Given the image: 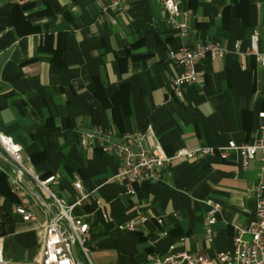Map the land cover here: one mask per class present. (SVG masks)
I'll list each match as a JSON object with an SVG mask.
<instances>
[{
	"label": "crops",
	"instance_id": "obj_1",
	"mask_svg": "<svg viewBox=\"0 0 264 264\" xmlns=\"http://www.w3.org/2000/svg\"><path fill=\"white\" fill-rule=\"evenodd\" d=\"M175 1L186 14V46L224 43L232 51L198 63L199 80L180 98L170 84L181 69L167 55L181 41L156 0H0V133L21 147L36 176L57 178L49 187L56 196L72 201L76 176L92 192L74 210L90 224L87 257L80 253L87 264H151L170 246L213 259L232 252L234 227L254 219L258 159L247 170L235 156L174 159L160 183L135 185L131 194L112 179L119 159L103 147L134 132L148 129L146 142L169 158L180 149L251 144L258 137L264 68L251 56L242 69L233 52L244 51L257 32L264 53V0ZM15 5L17 26L9 17ZM81 134L93 138L81 146ZM0 174L10 193L0 195L1 256L32 262L56 209L1 148ZM208 200L221 205L210 235L203 230ZM18 206L35 221L23 222ZM140 215L148 219L143 231L118 229Z\"/></svg>",
	"mask_w": 264,
	"mask_h": 264
},
{
	"label": "built area",
	"instance_id": "obj_2",
	"mask_svg": "<svg viewBox=\"0 0 264 264\" xmlns=\"http://www.w3.org/2000/svg\"><path fill=\"white\" fill-rule=\"evenodd\" d=\"M166 13L165 22L176 32L181 45L177 49L168 51V59L181 69V73L171 81L172 94L177 98L182 96L185 86L196 83L201 74L197 65L203 60H222L231 53L224 43H206L197 48L186 46L185 39L188 35L186 14L182 13L175 0H156ZM239 60L242 69L248 57H255L256 61L264 68V53L259 49V34L253 32L248 38L244 51L233 52ZM258 137L251 144H237L229 142L227 145L216 148H198L193 151L178 150L174 157H167L160 145H149L146 137L148 129L128 134L121 143L108 142L103 151L116 154L119 159V170L112 178L120 183L126 193H133L135 185H155L162 181L163 169L174 159L191 157L196 154L218 156L220 159H229L235 156L242 170H247L258 159L257 181L252 189L254 199V219L245 226H236L233 230L232 252H219L213 259L198 253H189L175 250L170 246L163 256H154L151 264H264V113H260ZM93 135L81 134L79 142L85 146ZM0 148L16 167L24 174L29 175L37 186L47 195L56 209V213L49 217L43 225V237L40 243L39 256L28 263H10L0 253V264H77V249L87 257V245L90 241V224L83 216H75L74 210L91 200L92 192L87 191L83 181L75 177L71 183L73 200H66L56 196L49 188L57 184L54 176L39 178L32 169L24 164L21 147L13 140L0 133ZM208 211L203 219V230L207 235L212 232L221 205L212 200L206 202ZM23 222L35 221L34 214L24 206L15 208ZM103 218L106 215L103 213ZM162 223L161 219H157ZM148 219L140 215L128 219L118 225V229L127 232L143 231ZM183 240H181L182 244ZM2 238L0 237V244Z\"/></svg>",
	"mask_w": 264,
	"mask_h": 264
},
{
	"label": "trees",
	"instance_id": "obj_3",
	"mask_svg": "<svg viewBox=\"0 0 264 264\" xmlns=\"http://www.w3.org/2000/svg\"><path fill=\"white\" fill-rule=\"evenodd\" d=\"M9 17H10V24L13 23L15 24V26H17L16 23L18 22V19H21V13H20L19 6L17 5L14 6L12 11H10ZM0 195H4L5 197L10 196L6 177L4 174H0Z\"/></svg>",
	"mask_w": 264,
	"mask_h": 264
},
{
	"label": "rangeland",
	"instance_id": "obj_4",
	"mask_svg": "<svg viewBox=\"0 0 264 264\" xmlns=\"http://www.w3.org/2000/svg\"><path fill=\"white\" fill-rule=\"evenodd\" d=\"M77 255L83 264H87V260L80 254L79 249H77Z\"/></svg>",
	"mask_w": 264,
	"mask_h": 264
},
{
	"label": "water",
	"instance_id": "obj_5",
	"mask_svg": "<svg viewBox=\"0 0 264 264\" xmlns=\"http://www.w3.org/2000/svg\"><path fill=\"white\" fill-rule=\"evenodd\" d=\"M77 264H82V263L80 261H78Z\"/></svg>",
	"mask_w": 264,
	"mask_h": 264
}]
</instances>
